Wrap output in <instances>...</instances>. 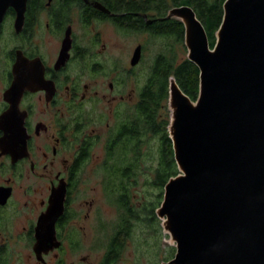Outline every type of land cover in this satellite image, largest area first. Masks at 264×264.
Here are the masks:
<instances>
[{"label":"flooded vegetation","instance_id":"obj_1","mask_svg":"<svg viewBox=\"0 0 264 264\" xmlns=\"http://www.w3.org/2000/svg\"><path fill=\"white\" fill-rule=\"evenodd\" d=\"M164 2L168 11L175 7ZM161 6V0H27L20 29L16 10H7L0 25V264H74L72 253L87 235L93 241L84 225L90 214L77 224L73 199L100 149L103 158L92 167L107 180L119 136L127 82L119 74V44L109 39L118 40L119 31L160 36L156 25L167 15ZM78 23L87 46L78 42ZM48 41H56L52 51ZM137 49L141 59L144 44ZM62 194L63 207L49 215L52 195L59 204ZM100 229L93 243L102 251L100 264H119V213Z\"/></svg>","mask_w":264,"mask_h":264},{"label":"water","instance_id":"obj_2","mask_svg":"<svg viewBox=\"0 0 264 264\" xmlns=\"http://www.w3.org/2000/svg\"><path fill=\"white\" fill-rule=\"evenodd\" d=\"M26 6L0 0V25L12 7L20 29ZM223 11L213 47L192 6L163 18L184 24L200 85L193 100L170 79L168 130L179 172L156 212L176 253L161 264H264V0H225ZM140 56L137 49L132 65ZM63 200L52 195L48 214L56 217Z\"/></svg>","mask_w":264,"mask_h":264},{"label":"trees","instance_id":"obj_3","mask_svg":"<svg viewBox=\"0 0 264 264\" xmlns=\"http://www.w3.org/2000/svg\"><path fill=\"white\" fill-rule=\"evenodd\" d=\"M161 1L163 15L168 14L171 6L166 5L165 0ZM224 1L172 0V4L174 6L187 4L193 7L197 17L205 26L210 45L213 47L216 31L223 18ZM155 31L157 35L171 37L177 42L184 43L185 26L176 18L157 23ZM171 77L175 78L189 97L193 100L197 99L200 85L198 66L188 57L180 60L173 46H170L156 55L134 107L119 113V136L116 137L115 147L109 154L111 163L107 160L105 166L110 184L107 187L108 191L112 195H117L116 201L119 207V259L125 244L133 238L140 224L155 227L158 220L156 210L162 202L161 199L163 200L164 187L168 180L179 172L168 130ZM145 145L149 147L147 148L150 153L155 151L156 165L151 166L150 171L154 173L151 183L160 190V193L157 194V202L148 200L139 206L132 199L134 196L131 188L137 180V172L144 166L142 159L146 156L143 152ZM172 249L176 250L175 247ZM172 254L173 252L170 257L173 258Z\"/></svg>","mask_w":264,"mask_h":264},{"label":"rangeland","instance_id":"obj_4","mask_svg":"<svg viewBox=\"0 0 264 264\" xmlns=\"http://www.w3.org/2000/svg\"><path fill=\"white\" fill-rule=\"evenodd\" d=\"M76 26L78 42L87 46L88 41L83 25L78 23ZM8 31L9 28H7L6 24L3 36L1 37L2 42H4L3 39H6ZM109 40L112 42V45L115 42L119 44V51H116L119 56V74H122L123 79L127 82L125 89L126 102H122L119 106V113L131 110L138 101L139 92L148 78L151 65L158 53L165 51L167 48H170V46H173L180 60L185 59L188 53L184 43L177 42L171 37L150 36L146 38V36L144 37L138 33L119 31L118 40L117 38H111ZM51 42L56 41L47 42V47L52 51L53 45H51ZM139 42L144 44L145 51L138 61L140 63H137L138 65L133 67L131 65V58ZM115 47L117 46L115 45L114 48ZM131 68H133V70H130ZM131 72L136 75L135 78L132 77ZM130 92L133 93V95L131 100H128L127 98ZM147 147L148 146L145 145L143 148V152L146 155L142 159L144 166L137 172V180L131 188L134 196L132 199L139 206H142V204L148 200L157 202V194L160 193V190L151 183L154 177V173L150 171L151 166L153 167L156 165L155 151L153 150L154 152L150 153L148 151L149 147ZM100 150L102 153L101 157L97 158L95 163L85 169V178L79 183L73 199V208L76 210L77 215H80L79 219L76 217L77 224L83 223L81 218L85 213L88 212L90 214L89 220L85 222L84 225L90 224L91 240H93L89 241V236L87 235L85 240H87L88 243L85 241L80 249L72 253L71 259H75L74 264H100L99 260H101L100 255H102V251H100L99 247L97 249L93 244L95 236L96 234H101L100 226L102 224L110 226L119 213L115 203L117 195H112L108 191L107 187H109L110 184L108 179H104L105 173L102 172L104 174L102 175L98 168L95 169V167H92L103 158L104 150ZM157 218L158 220L155 227L146 224H140L137 227L133 238L129 239L125 244V248L119 259V264H160L163 260L172 258L170 257L171 252H173L172 255L174 256L176 250L172 249L175 246L171 244V237L164 231L161 218L158 216ZM155 228H157V230ZM86 230L89 234L90 229L87 227ZM170 246L173 247L171 248ZM28 251L32 252L30 248H28ZM83 257H87L88 260L85 262L84 260L82 261Z\"/></svg>","mask_w":264,"mask_h":264}]
</instances>
